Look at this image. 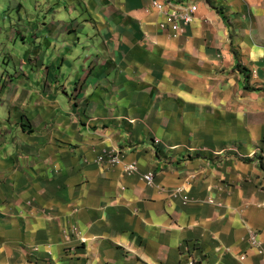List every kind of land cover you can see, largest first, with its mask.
<instances>
[{
    "label": "crops",
    "instance_id": "crops-1",
    "mask_svg": "<svg viewBox=\"0 0 264 264\" xmlns=\"http://www.w3.org/2000/svg\"><path fill=\"white\" fill-rule=\"evenodd\" d=\"M153 1L65 0L0 84V264H264V0H170L198 6L177 38Z\"/></svg>",
    "mask_w": 264,
    "mask_h": 264
},
{
    "label": "rangeland",
    "instance_id": "rangeland-1",
    "mask_svg": "<svg viewBox=\"0 0 264 264\" xmlns=\"http://www.w3.org/2000/svg\"><path fill=\"white\" fill-rule=\"evenodd\" d=\"M65 5V0H0V84H23L27 81L26 75L31 72L35 61L33 45L37 42L36 49H42V36L49 33L53 19H64L67 13ZM52 28L51 32H54ZM79 37L82 38L81 35ZM71 38L75 39L74 34ZM55 43L58 44V41L55 40ZM252 81L253 85H264V64L252 72ZM3 112H9L8 107H4ZM154 144L161 145V141L156 138ZM238 146L245 147L244 144H233L226 148V153L233 155L234 148L238 149ZM135 174L142 178L144 173L139 167ZM37 251L30 250L33 254Z\"/></svg>",
    "mask_w": 264,
    "mask_h": 264
},
{
    "label": "built area",
    "instance_id": "built-area-1",
    "mask_svg": "<svg viewBox=\"0 0 264 264\" xmlns=\"http://www.w3.org/2000/svg\"><path fill=\"white\" fill-rule=\"evenodd\" d=\"M152 7L164 17L163 21L159 24L160 29L162 31H168L169 35L173 38L182 35L186 31V28L194 23L196 20V12L198 10V6L195 3L177 4L170 0H155L152 2ZM96 162L100 165H106L109 167L124 164V171L128 175L134 174L139 169L136 162H124L120 152L114 149H104L98 156ZM142 178L148 186H155V174L153 172L150 171L144 173ZM183 191L182 188H177L170 194L173 197H179L183 194ZM182 200L184 204L190 202V198L187 195L182 196ZM210 204H214V202L211 201ZM249 242L251 249L257 251L264 259V244L259 240L258 235L255 232H250ZM188 264H194L193 260Z\"/></svg>",
    "mask_w": 264,
    "mask_h": 264
},
{
    "label": "trees",
    "instance_id": "trees-1",
    "mask_svg": "<svg viewBox=\"0 0 264 264\" xmlns=\"http://www.w3.org/2000/svg\"><path fill=\"white\" fill-rule=\"evenodd\" d=\"M207 1H209V3H211V1H210V0H207Z\"/></svg>",
    "mask_w": 264,
    "mask_h": 264
}]
</instances>
